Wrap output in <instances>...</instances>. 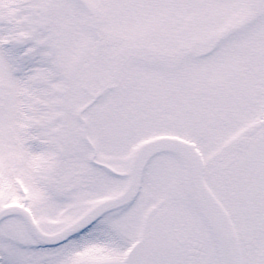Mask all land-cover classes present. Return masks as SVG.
<instances>
[{
    "label": "snow or ice",
    "instance_id": "snow-or-ice-1",
    "mask_svg": "<svg viewBox=\"0 0 264 264\" xmlns=\"http://www.w3.org/2000/svg\"><path fill=\"white\" fill-rule=\"evenodd\" d=\"M0 264H264V0H0Z\"/></svg>",
    "mask_w": 264,
    "mask_h": 264
}]
</instances>
